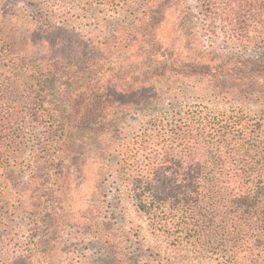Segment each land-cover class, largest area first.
I'll use <instances>...</instances> for the list:
<instances>
[{
	"label": "trees",
	"instance_id": "16d2710c",
	"mask_svg": "<svg viewBox=\"0 0 264 264\" xmlns=\"http://www.w3.org/2000/svg\"><path fill=\"white\" fill-rule=\"evenodd\" d=\"M114 1L123 4V0H92L96 18L100 8L105 13L114 9L106 8ZM198 1L206 17L220 18L231 26L230 43L247 47L264 41V0ZM138 15L134 20L141 23ZM133 31L137 35L133 39L139 42L140 29ZM28 37H18L0 18V170L24 172L21 162L31 153L33 179L39 178L37 185L27 187L21 195L13 194L9 203L7 188L0 180V264H10L6 247L14 241L7 231L11 221L7 213L11 208L19 212L22 206L31 211L29 223L35 232L29 250L25 249L27 254H21L15 264L24 257L26 264L52 260L50 241L63 225L65 211H71L64 207L68 203L63 198L62 161L79 122L86 121L103 126V132L98 129L104 164L100 190L108 189L105 173H109L117 189L148 217L153 228L173 238L174 243H191L210 251L217 255L216 264H264L263 117L236 108L214 112L203 103L184 104L189 84H149L154 92L140 96L148 91L146 85L120 88L103 79V66L107 65L101 64L103 56L79 59L70 76L40 58ZM121 41L124 44L118 47V56L124 59L129 52L124 38ZM133 53L145 57L154 52ZM72 86L74 90L69 91ZM217 87L211 89V95L220 98L223 92ZM221 87L234 99L251 88L243 82ZM259 89L255 86L254 92ZM78 101L84 103V110L77 107ZM150 101L152 107L139 114L130 134L126 130L115 146L105 142L110 135L106 126L112 120L99 113L102 108H142ZM155 104L165 106L156 108ZM79 111L84 114L80 116ZM39 129L42 136L35 142ZM119 227L120 239H130L124 227ZM134 237H138L137 231ZM94 240L102 246L96 264H127L124 246L119 248L99 234L90 239ZM141 256L142 252L134 255L137 262Z\"/></svg>",
	"mask_w": 264,
	"mask_h": 264
},
{
	"label": "rangeland",
	"instance_id": "374dc122",
	"mask_svg": "<svg viewBox=\"0 0 264 264\" xmlns=\"http://www.w3.org/2000/svg\"><path fill=\"white\" fill-rule=\"evenodd\" d=\"M95 7L92 0H0V18L18 37L29 35L28 40L35 44L34 52L70 76L79 59L103 56L105 60L101 64H107L103 66V79L120 88L135 83L146 85L148 91L140 96L149 97L154 92L149 84H189L185 88L184 104L203 103L214 112L236 108L264 118V41L247 47L230 43L227 36L231 26L220 18L206 17L198 0H123L120 5L114 1L106 7H114L111 11L105 13L100 8L98 19L94 15ZM136 14L143 20L141 23L134 20ZM136 29H140L139 42L133 39L137 36L133 31ZM25 31L28 32L23 35ZM126 36L131 39H125ZM123 38L129 52L124 59L118 56ZM140 50L154 53L145 57L134 55L133 52ZM229 82L246 83L251 86L250 91L234 99L225 93L227 88L221 87ZM216 86L223 92L220 98L211 95V89ZM255 86L259 91L254 92ZM70 88L73 91L75 86ZM152 102L142 108H102L99 113L112 120L106 126L110 135L105 142L115 146L126 130L134 128L139 114L150 110ZM83 106L78 101L77 107L84 110ZM83 114L84 111H79L80 116ZM98 129L103 132V126L95 122H79L73 138L76 146L72 142L64 153L62 190L68 203L64 207L69 206L71 211H65L66 219L50 241L53 258L48 264H88L89 261L96 264L102 248L97 240L90 241L96 234L119 248L124 246L122 253L128 254L127 264H216L217 255L191 243H174L173 238L153 228L148 217L117 189L109 173H105L109 177L108 189L100 190L104 164L100 157L102 135ZM38 135L42 136L41 129L34 134L35 142ZM32 155L26 154L21 162L24 172L23 169L0 170L8 203L13 194L19 196L27 187L37 185L39 178L33 179L30 167L35 165ZM7 214L11 217L7 231L13 234L14 241L6 247L11 254L6 258L15 264L21 254H27L25 249L29 250L31 234L35 231L29 223L31 211L27 207L22 206L16 213L11 208ZM119 226L124 227L130 239H120ZM135 231L138 237L131 238ZM141 252L144 256L137 262L134 255ZM26 263L25 257L21 258L19 264Z\"/></svg>",
	"mask_w": 264,
	"mask_h": 264
}]
</instances>
